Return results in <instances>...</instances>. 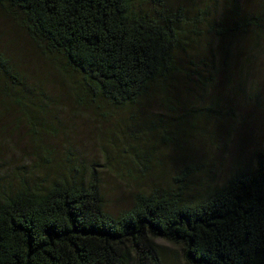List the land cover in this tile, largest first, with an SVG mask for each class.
<instances>
[{
	"label": "trees",
	"instance_id": "16d2710c",
	"mask_svg": "<svg viewBox=\"0 0 264 264\" xmlns=\"http://www.w3.org/2000/svg\"><path fill=\"white\" fill-rule=\"evenodd\" d=\"M0 8L67 86L66 100L51 96L0 52V126L15 108L36 161L15 184H0V264H162L164 246L179 251L182 264H264V152L215 184L216 170L193 149L177 141L174 151L189 162L162 167L167 148L137 135L145 127L167 145L187 127L210 143L222 135L225 146L236 116L200 92L254 68L264 49V0H0ZM250 91L258 100L259 88ZM67 101L111 123L126 148H99L98 164L69 154L50 167L53 150L43 151L41 139L56 129L46 118ZM153 102L176 116L172 129L146 111ZM141 109L149 114L137 122ZM103 173L136 185L117 213L108 210Z\"/></svg>",
	"mask_w": 264,
	"mask_h": 264
},
{
	"label": "rangeland",
	"instance_id": "374dc122",
	"mask_svg": "<svg viewBox=\"0 0 264 264\" xmlns=\"http://www.w3.org/2000/svg\"><path fill=\"white\" fill-rule=\"evenodd\" d=\"M176 0H167L170 5H174ZM148 6L145 1L139 2L140 9L144 10ZM264 45V44H263ZM0 52L13 59L18 70L28 78L31 82L43 83L42 87L51 96L58 95L62 100H66L67 86L62 78L53 72L51 67L53 64L45 59L37 49L32 45L26 35L18 28L14 20L3 12L0 8ZM245 57H240L237 61L238 65H244ZM255 66L248 74L245 72V77L240 78L236 72L233 73L235 79L229 84L219 78L216 85L206 91L200 92V99L205 100L206 104H213L214 100H218L221 108L224 110L231 109L236 116L232 122L233 127L229 130L230 138L223 146V136L218 135L217 140L210 143L206 137H201V132L192 134L191 128H186L183 136L173 134L172 141L167 145L160 144L157 138H150L143 127L138 129L140 140L143 137L145 140H150L152 146H157V150L167 148L162 155V167L175 168L184 166L189 160L184 154H179L174 151L175 144L183 143L185 150H194L195 156H200L207 167L216 170L213 182L217 184L222 177L227 176L230 172L236 169L243 170L252 167L254 156L257 152H264V49L256 55ZM223 75V74H220ZM218 78V77H217ZM240 81V82H239ZM244 85L246 87H244ZM259 88L260 97L253 101L250 98V88ZM199 95V94H198ZM68 99V97H67ZM65 104L63 109L54 110V116H47L46 120L52 123V127L56 132L48 130L45 138L41 139L43 151L53 150V162L50 167L57 169L65 155L75 154L80 162L86 165L98 164L99 148L105 147L112 152L122 151L126 148V139L120 135L109 133L113 129L111 123L97 120L95 116L89 113H76L72 109L73 105ZM198 107L197 104L192 105ZM146 111L152 116H163L167 129H172L176 123V116L169 117L154 102L150 104ZM142 109L138 112L137 122L149 113ZM4 119L0 126V184L4 183L15 184L18 179V174L26 175L31 172L30 166L36 161L34 157V149L31 148L30 136L24 121L19 124L14 122L19 113L15 108H10L5 111ZM125 115H120L113 121H116ZM187 122H192L193 118L184 117ZM224 127H227L228 120L223 121ZM15 123V124H14ZM10 124V126H5ZM168 124H172L168 127ZM199 128H202V120L198 123ZM52 129V128H51ZM53 130V129H52ZM137 131V130H136ZM204 133V131L202 130ZM223 132V131H222ZM190 136V138H189ZM189 138V143H184V140ZM139 140V141H140ZM138 141V142H139ZM144 149L146 141H140ZM193 144V145H192ZM206 152V153H205ZM23 158L29 164H23ZM197 164V163H195ZM6 168V171H5ZM35 170V169H34ZM44 169H37L43 171ZM198 175V174H197ZM196 174L192 175V179L198 178ZM36 178V177H33ZM203 176L199 177L200 180ZM103 188L105 200L108 210L112 213H117L120 210L130 205L131 194L135 189L134 184L126 183V179L113 176L108 173L102 174ZM144 180V179H143ZM142 183L148 187L147 181ZM196 182L193 186H196ZM162 249L163 263L162 264H182L180 252L170 246H164Z\"/></svg>",
	"mask_w": 264,
	"mask_h": 264
}]
</instances>
